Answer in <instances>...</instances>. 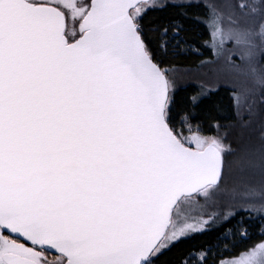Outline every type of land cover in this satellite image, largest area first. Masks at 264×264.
<instances>
[{
	"label": "snow or ice",
	"instance_id": "obj_1",
	"mask_svg": "<svg viewBox=\"0 0 264 264\" xmlns=\"http://www.w3.org/2000/svg\"><path fill=\"white\" fill-rule=\"evenodd\" d=\"M173 6L187 16L200 5ZM156 7L0 0V264H264V241L225 258L234 211L196 215L233 172L259 176L243 198L264 215V122L251 143L264 118V0H225L203 17L215 59L201 63L244 82L229 89L233 123L214 131L196 115L207 90L177 100L171 65L189 46L181 21L146 22ZM213 227L216 244L182 249Z\"/></svg>",
	"mask_w": 264,
	"mask_h": 264
},
{
	"label": "trees",
	"instance_id": "obj_2",
	"mask_svg": "<svg viewBox=\"0 0 264 264\" xmlns=\"http://www.w3.org/2000/svg\"><path fill=\"white\" fill-rule=\"evenodd\" d=\"M176 2L167 1L157 5L155 10L150 9L145 20L146 22L157 25L168 24L177 20L181 21L183 24L182 36L187 40L189 47L186 52L179 53L175 57L171 69L172 71L197 70L203 65L201 61H208L212 58L211 49L205 47L203 43L204 40L209 39L207 24L203 22L208 5L203 2L192 1L193 3H199L200 6L188 8V15L186 16L180 8L173 6ZM197 17L200 19H197ZM192 47L199 49V51L193 52L191 50ZM177 89V100L185 104H187L190 96L196 95L201 89L209 92L204 102L196 109V115L206 129H212L214 131L213 126L216 123H219L225 128L233 123L235 113L234 109L230 106L229 86L217 85L214 88H207L202 83L188 81L177 86ZM241 217L244 218L243 228L248 231L247 237L240 235L241 229L237 226V221ZM229 227L233 229V236L229 241V250L225 258L234 257L240 252L248 250L254 244L264 240V235L260 233L262 228H264V215H256L250 212H237ZM222 231V229L218 230L213 227L210 232L197 235L195 239L187 241L181 247L183 250H187L188 248H199L209 244H216L217 237ZM221 247H223L222 244Z\"/></svg>",
	"mask_w": 264,
	"mask_h": 264
},
{
	"label": "rangeland",
	"instance_id": "obj_3",
	"mask_svg": "<svg viewBox=\"0 0 264 264\" xmlns=\"http://www.w3.org/2000/svg\"><path fill=\"white\" fill-rule=\"evenodd\" d=\"M167 1H177V0H155V3L157 5H160ZM184 1H187V0H184ZM192 1L203 2L207 4L208 6L217 5L218 7H220L221 5L225 3V0H192ZM231 2L235 3L236 0H231ZM224 12H225V17H226L227 10H224ZM256 22L259 23V17L256 18ZM222 26L225 29L229 27V21L227 20V18H225L222 21ZM257 43L258 44L260 43L259 38H257ZM226 47L231 48L233 47V45L229 43V44H226ZM214 59L215 58L212 56V58L208 61H211ZM234 59L237 64L241 63L238 55L234 57ZM173 74H174L177 86L185 82H188V81H196L198 83H202L203 86L207 88H214L217 85H226V86H229L230 88H233V87L240 88L243 86V83H244L242 80H234L230 76H227L225 73H223L221 71V65L219 64H203L197 70H176V71H173ZM262 122H264V118H257V120H255L252 125V128L257 131L253 133L252 138H251V143L256 147H259L258 130ZM222 128H225V127H222ZM235 136H236V133H235V130H233L229 136V140L232 141L233 144H235V141H236ZM259 180L260 178L258 175L257 176H245L241 178L237 173L235 172L231 173L226 178L225 195H223V197L220 198L218 203L209 204L206 208H204L202 216L200 215L198 211L196 214L197 218L208 219L209 215L211 214H217V218H219V217H222L225 212L230 211V210L234 211L235 213L250 212L256 215L260 214L259 212L255 210H251V209H258L260 207L261 202L259 200H248V199L243 198L246 185H249V184L258 185ZM245 208L250 209V211H245L244 210ZM260 233L262 234V231ZM239 254H237L234 257H238ZM234 257H230L226 259H231ZM48 258L49 260L53 259V257L50 255Z\"/></svg>",
	"mask_w": 264,
	"mask_h": 264
},
{
	"label": "flooded vegetation",
	"instance_id": "obj_4",
	"mask_svg": "<svg viewBox=\"0 0 264 264\" xmlns=\"http://www.w3.org/2000/svg\"><path fill=\"white\" fill-rule=\"evenodd\" d=\"M51 256V255H50Z\"/></svg>",
	"mask_w": 264,
	"mask_h": 264
}]
</instances>
